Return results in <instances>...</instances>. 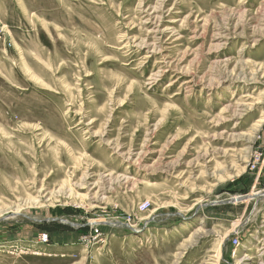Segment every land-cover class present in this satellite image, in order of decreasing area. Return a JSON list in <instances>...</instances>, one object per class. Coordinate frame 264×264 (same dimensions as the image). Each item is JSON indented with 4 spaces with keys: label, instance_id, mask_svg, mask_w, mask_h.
Listing matches in <instances>:
<instances>
[{
    "label": "rangeland",
    "instance_id": "374dc122",
    "mask_svg": "<svg viewBox=\"0 0 264 264\" xmlns=\"http://www.w3.org/2000/svg\"><path fill=\"white\" fill-rule=\"evenodd\" d=\"M0 264H264V0H0Z\"/></svg>",
    "mask_w": 264,
    "mask_h": 264
},
{
    "label": "bare ground",
    "instance_id": "6f19581e",
    "mask_svg": "<svg viewBox=\"0 0 264 264\" xmlns=\"http://www.w3.org/2000/svg\"><path fill=\"white\" fill-rule=\"evenodd\" d=\"M236 199H238V198H236Z\"/></svg>",
    "mask_w": 264,
    "mask_h": 264
}]
</instances>
